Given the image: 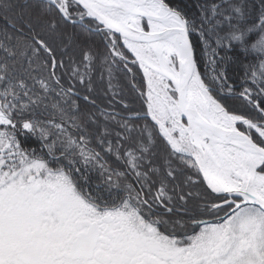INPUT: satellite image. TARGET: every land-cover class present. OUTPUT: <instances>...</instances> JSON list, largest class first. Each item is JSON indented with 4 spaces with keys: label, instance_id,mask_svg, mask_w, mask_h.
<instances>
[{
    "label": "snow or ice",
    "instance_id": "1",
    "mask_svg": "<svg viewBox=\"0 0 264 264\" xmlns=\"http://www.w3.org/2000/svg\"><path fill=\"white\" fill-rule=\"evenodd\" d=\"M0 264H264V0H0Z\"/></svg>",
    "mask_w": 264,
    "mask_h": 264
}]
</instances>
